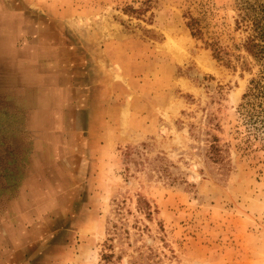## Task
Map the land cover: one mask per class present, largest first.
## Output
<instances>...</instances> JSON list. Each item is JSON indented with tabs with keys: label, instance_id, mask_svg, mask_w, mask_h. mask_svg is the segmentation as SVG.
<instances>
[{
	"label": "rangeland",
	"instance_id": "1",
	"mask_svg": "<svg viewBox=\"0 0 264 264\" xmlns=\"http://www.w3.org/2000/svg\"><path fill=\"white\" fill-rule=\"evenodd\" d=\"M251 10L0 0V264H264Z\"/></svg>",
	"mask_w": 264,
	"mask_h": 264
},
{
	"label": "trees",
	"instance_id": "2",
	"mask_svg": "<svg viewBox=\"0 0 264 264\" xmlns=\"http://www.w3.org/2000/svg\"><path fill=\"white\" fill-rule=\"evenodd\" d=\"M251 11L253 14L247 11L246 16L251 22V30L253 33L245 41L244 46L245 50L250 53L253 58L261 61L264 60V23L260 20V17L256 15L254 10ZM196 25L197 21L195 19H190L187 23V27L192 36H199L201 34ZM250 85L249 92L243 95V100L247 97H251L254 90L258 89L260 80H252Z\"/></svg>",
	"mask_w": 264,
	"mask_h": 264
}]
</instances>
